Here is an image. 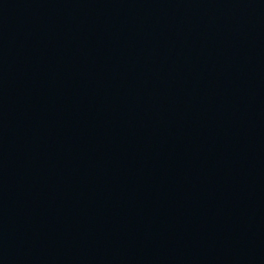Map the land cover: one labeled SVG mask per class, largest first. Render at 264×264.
<instances>
[{
  "label": "water",
  "instance_id": "obj_1",
  "mask_svg": "<svg viewBox=\"0 0 264 264\" xmlns=\"http://www.w3.org/2000/svg\"><path fill=\"white\" fill-rule=\"evenodd\" d=\"M0 264H264V0H0Z\"/></svg>",
  "mask_w": 264,
  "mask_h": 264
}]
</instances>
